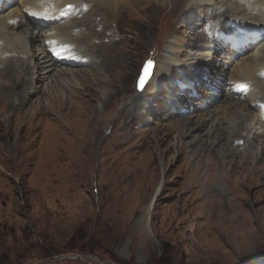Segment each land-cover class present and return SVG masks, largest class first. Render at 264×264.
<instances>
[{
	"label": "rangeland",
	"instance_id": "rangeland-1",
	"mask_svg": "<svg viewBox=\"0 0 264 264\" xmlns=\"http://www.w3.org/2000/svg\"><path fill=\"white\" fill-rule=\"evenodd\" d=\"M140 1L118 13L97 12L119 38L114 46L103 44L114 57L99 68L101 77L88 70L93 77L78 81L68 71L71 84L57 86L42 76L40 91L35 95L28 86L21 108L15 97L0 107V264H264V125L254 117L259 110L264 121V90H253L257 100L247 95L251 86L235 96L238 105L249 103L241 107L249 123L241 139L230 142L242 149L259 134L254 145L260 151L232 154L213 125L223 117L204 124L199 116L223 103L226 84L239 86L207 62L219 57L233 71L264 40L230 44L238 53L227 59L217 43L223 27L214 28L216 7L199 0ZM7 7L5 1L1 8ZM26 23L15 33L27 41L28 55L32 25ZM206 33L217 38L207 40ZM147 60L155 63L149 83L162 65L179 69L185 83L173 77L162 91L157 83L138 91ZM120 61V70L113 69ZM74 70L83 75L87 68ZM132 98L134 112L127 107ZM219 125L231 131L233 123Z\"/></svg>",
	"mask_w": 264,
	"mask_h": 264
},
{
	"label": "bare ground",
	"instance_id": "bare-ground-1",
	"mask_svg": "<svg viewBox=\"0 0 264 264\" xmlns=\"http://www.w3.org/2000/svg\"><path fill=\"white\" fill-rule=\"evenodd\" d=\"M5 1L7 3L8 0ZM78 1L79 0H25L16 8H10V6L4 11L0 8V76L2 78V81H0V107L3 103H6L7 99L12 101L13 97L19 102L18 106L25 104L27 99L25 98V90L28 86L32 87L33 84V92H35L36 95L41 88L39 78L41 79L42 76H50L53 79L51 83L57 86H69L71 84L69 82L71 81L69 77L65 76L68 71H71L78 81L81 77L92 78L93 73L96 74L94 77H101L102 74L99 68L109 64V59L114 57L111 56L112 51L105 49L103 44L109 43V47L114 46L117 44L119 38L116 36L118 34L114 29L112 30L110 26H106L107 28L103 26V19L97 16V12L115 11L118 13V11L120 12L122 10L123 5L135 6L143 3V1L140 0L136 1V3H134L133 0H81L82 2L79 4ZM199 1H201L202 4H208V7H216L211 11L215 21L214 28L223 27V33L219 38H217V35H209L206 33V38L207 40L217 38L219 48L222 53L227 56V59H236L238 53L237 51H231L230 44H259L264 40V34L260 32L263 30V27L260 26L264 25V0ZM1 2L3 3V0H1ZM70 5L71 7H69ZM66 11H68L67 14H62V12ZM181 11L182 7L180 12L176 10L175 15H180ZM70 12L76 15L68 18ZM24 17H28V21H25ZM123 17L128 16L124 15ZM222 17L227 19L225 20L226 22L222 23V26H220L217 23L220 24L222 22ZM75 19L79 20V22L73 23ZM236 20L245 22L235 23ZM69 21L73 22L70 23ZM30 22L33 24H30ZM25 23L26 25H32L31 34L28 35V44L32 52L28 53V55L26 54L28 45L25 46L27 41H22L15 33V29L24 26ZM45 26H48L50 29L41 32L40 29ZM25 29L28 30V26H25ZM9 30H13L11 35L9 34ZM48 30L49 32L45 33V31ZM33 43H35V45ZM260 46L257 47L258 49L250 54H246V56L239 60L238 64L234 66L233 71L224 69L223 67H225L226 64L225 60L219 59V57L213 59L214 64L211 62H207L206 64L207 66H212L213 69H217V72L220 71V75H225V78L231 77L229 80H233L239 84V86H232L229 88H227L229 84H226L221 90V96L225 97L223 103L215 111H206V115H199L202 117L201 121L204 124L213 118L223 117L213 122V125L226 135V137L222 138V141L224 140L225 145L232 154L245 153L247 155L248 153L260 151L254 145L261 136L259 134L245 139L242 149L232 147L230 144V142L232 143L235 140L241 139L240 137L242 133L247 131V123H249L248 116L245 115L242 110V108L245 109V107H247V104L250 106L249 103H245V106L243 104L238 105V102H236L238 100L235 96L242 95L243 92L247 91V88L251 86L252 91L247 95L257 100V96L254 95L253 90L260 89L259 93H261V90H264V44L261 43ZM90 47L93 50L90 49ZM50 48H53L56 54L54 56L57 58L51 55L53 50L51 51ZM49 50L50 53H48ZM89 50H91V53ZM30 58L32 59L31 62L29 61ZM122 61H120L118 65H111L112 68L120 70L123 66ZM28 62L37 64L31 66ZM34 67L37 69L35 71L37 77L32 78L31 69ZM85 68H87V70L83 75L79 73L77 75V73H75L74 69ZM88 70L93 73H89ZM156 70H158L157 80L155 83L153 81V83H151V81L150 83L148 82L146 87L149 90L156 88L155 85L157 83L160 85V88L157 90L162 91L164 89L163 82L173 77L176 78L177 81L180 80L182 84L185 83L186 78H181L183 75L180 74L181 71L179 69L173 68L171 70L170 65H162L161 67L157 66ZM79 71L80 70H78V72ZM215 76L216 74L212 73V77ZM95 79H98L97 82L106 83L104 78ZM163 94H165V91ZM13 106L14 103L10 107ZM123 106H126L125 103ZM130 106L132 107V112L138 108L133 98L130 100L127 107ZM19 107L21 108V106ZM125 112L127 116L129 108ZM227 112H232L230 116L232 118L226 117ZM262 114L261 111L256 110L254 117L255 121H257L256 123L264 125V121L262 122L260 120ZM90 115L93 120H96L98 117L95 113H91ZM222 120L233 123L231 131L220 127L219 124ZM178 129L184 130L186 127L183 125ZM235 136L239 138L234 139ZM262 144H264V138ZM262 147L264 148V145H262ZM227 155V152L225 153L224 151V158L227 157ZM254 155L257 156L258 154L254 153ZM225 160L226 159H224V161ZM248 160L249 159L244 156L241 158V162H245L242 169H249V167L245 166ZM161 187L162 182L156 189V194L159 193ZM223 190L224 189H218V192L220 193ZM154 198H152L144 209L143 218L146 222L149 221L153 209Z\"/></svg>",
	"mask_w": 264,
	"mask_h": 264
},
{
	"label": "water",
	"instance_id": "water-1",
	"mask_svg": "<svg viewBox=\"0 0 264 264\" xmlns=\"http://www.w3.org/2000/svg\"><path fill=\"white\" fill-rule=\"evenodd\" d=\"M149 61L150 60H147L144 63L143 68L141 70V74H140V76H139V78L137 80L136 88H137L138 91L143 90L147 86V84H148V82L151 79V76L153 74V70H154V67H155V63L153 61H151L152 62V65L149 68V66H148V62ZM146 70L148 72L147 80L145 81V83L143 84V86H141V80H142V78H144ZM153 203L155 204V201Z\"/></svg>",
	"mask_w": 264,
	"mask_h": 264
},
{
	"label": "snow or ice",
	"instance_id": "snow-or-ice-1",
	"mask_svg": "<svg viewBox=\"0 0 264 264\" xmlns=\"http://www.w3.org/2000/svg\"><path fill=\"white\" fill-rule=\"evenodd\" d=\"M69 7H71V5H70ZM151 65H152V62L149 61V62H148V66H149V68L151 67ZM147 76H148V72H147V70H146V72H145V76H144V78H142V80H141V86H143V84H144L145 81L147 80Z\"/></svg>",
	"mask_w": 264,
	"mask_h": 264
}]
</instances>
